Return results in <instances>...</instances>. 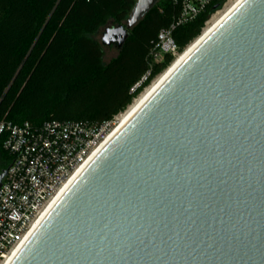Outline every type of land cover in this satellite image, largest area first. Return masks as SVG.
Masks as SVG:
<instances>
[{
    "label": "water",
    "instance_id": "water-1",
    "mask_svg": "<svg viewBox=\"0 0 264 264\" xmlns=\"http://www.w3.org/2000/svg\"><path fill=\"white\" fill-rule=\"evenodd\" d=\"M159 1L134 0L101 44L120 51ZM11 264H264V0L196 47Z\"/></svg>",
    "mask_w": 264,
    "mask_h": 264
},
{
    "label": "trees",
    "instance_id": "trees-1",
    "mask_svg": "<svg viewBox=\"0 0 264 264\" xmlns=\"http://www.w3.org/2000/svg\"><path fill=\"white\" fill-rule=\"evenodd\" d=\"M185 1H159L104 64L95 36L108 23L121 25L134 0H0V122L102 124L123 113L173 62L165 57L130 94L148 71L158 33L174 25L181 54L227 0L177 25ZM10 161L0 144V174Z\"/></svg>",
    "mask_w": 264,
    "mask_h": 264
},
{
    "label": "built area",
    "instance_id": "built-area-1",
    "mask_svg": "<svg viewBox=\"0 0 264 264\" xmlns=\"http://www.w3.org/2000/svg\"><path fill=\"white\" fill-rule=\"evenodd\" d=\"M213 3L214 0H186L177 25L205 14ZM211 17L212 14L204 27ZM174 28L173 25L158 33L149 53L148 71L130 94L165 57L170 56L174 61L179 55L171 34ZM128 108L102 124L47 121L33 126L27 122H0V144L11 160L0 185V264H11L43 213L114 132Z\"/></svg>",
    "mask_w": 264,
    "mask_h": 264
},
{
    "label": "bare ground",
    "instance_id": "bare-ground-1",
    "mask_svg": "<svg viewBox=\"0 0 264 264\" xmlns=\"http://www.w3.org/2000/svg\"><path fill=\"white\" fill-rule=\"evenodd\" d=\"M244 0H235L232 4L227 6V9L219 14L216 18H211V20L206 25V29L193 43H191L183 53L179 54L171 65L148 87L144 90V93L138 97L133 104L128 108L127 112L123 114L120 118L118 125L114 132L106 139V141L94 152V154L89 158L85 165L72 177V179L63 187L58 196L54 199L51 205L43 213L40 220L33 227L31 234L36 231L40 223L45 219L48 213L53 209L56 203L61 199V197L66 193V191L71 187L73 182L79 177L82 171L90 164V162L102 151V149L109 143V141L118 133V131L135 115V113L150 99V97L159 89V87L176 71V69L187 59V57L196 49V47L206 38L218 25L230 14L240 3ZM16 257V255H15ZM14 259V258H13Z\"/></svg>",
    "mask_w": 264,
    "mask_h": 264
},
{
    "label": "rangeland",
    "instance_id": "rangeland-1",
    "mask_svg": "<svg viewBox=\"0 0 264 264\" xmlns=\"http://www.w3.org/2000/svg\"><path fill=\"white\" fill-rule=\"evenodd\" d=\"M235 0H227L218 10H216L215 12L212 13V17L211 18H216L217 16H219V14L223 13L226 9H227V6H229L230 4H232ZM122 25H125V21L122 23ZM113 28H117L116 25H113L112 23H108L105 27H103L102 29L99 30V32L97 33V35L95 36V40L102 46L103 48V51H104V58H103V63L104 64H108L111 60H113L114 58L117 57L118 55V49L111 45V46H103L101 44L102 42V39H103V36L104 34L106 33V30L108 29H113ZM206 29V26L203 28L201 34L203 33V31ZM200 34V35H201ZM200 37V36H199ZM193 43V42H192ZM162 74V73H161ZM160 74V75H161ZM159 75V76H160ZM158 76V77H159ZM157 77V78H158ZM155 78L152 83L157 79ZM151 83V84H152ZM150 84V85H151ZM150 87V86H149ZM148 88V87H147ZM146 88V89H147ZM145 89V90H146ZM144 93V91L140 94L142 95ZM140 95L138 97H140ZM137 99V98H136ZM133 104V102H132ZM131 106V105H130Z\"/></svg>",
    "mask_w": 264,
    "mask_h": 264
}]
</instances>
